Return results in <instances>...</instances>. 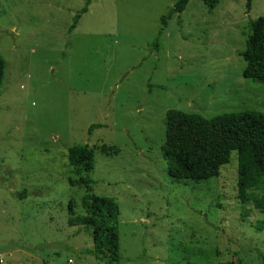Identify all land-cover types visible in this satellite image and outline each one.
Returning <instances> with one entry per match:
<instances>
[{"label":"rangeland","instance_id":"1","mask_svg":"<svg viewBox=\"0 0 264 264\" xmlns=\"http://www.w3.org/2000/svg\"><path fill=\"white\" fill-rule=\"evenodd\" d=\"M172 4L91 0L70 30L85 0H0V264H114L82 253L92 229L68 223L84 189L67 149L82 143L93 192L119 205L115 264H264V194L235 197V152L201 181L172 179L162 156L168 109H263L240 52L264 0H189L153 47Z\"/></svg>","mask_w":264,"mask_h":264},{"label":"trees","instance_id":"2","mask_svg":"<svg viewBox=\"0 0 264 264\" xmlns=\"http://www.w3.org/2000/svg\"><path fill=\"white\" fill-rule=\"evenodd\" d=\"M90 1L85 0V5L74 15L70 30L87 11ZM188 1L173 0L171 8L159 18L161 27L151 46H159V36L173 14L181 23L179 16ZM201 1L213 8L220 0ZM250 8L251 0H246L247 11ZM247 28L245 45L240 52L245 62L242 75L264 84V16L250 19ZM4 69L5 61L0 57V94ZM99 126L101 124H91L88 133ZM233 152L237 161L235 197L244 201L252 190H260L264 194V105L262 110L247 108L212 117L173 108L166 111L162 156L172 179L201 181L214 177L222 165L230 162ZM67 160L71 172L68 184L84 189L80 197L82 212H77L74 199L68 201V223L90 227L94 242L92 248L81 252L115 264L122 258L119 251V205L113 197L93 192L95 181L90 173L94 169V147L88 143L71 145L67 149ZM261 256L264 262V254Z\"/></svg>","mask_w":264,"mask_h":264}]
</instances>
